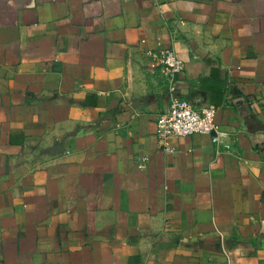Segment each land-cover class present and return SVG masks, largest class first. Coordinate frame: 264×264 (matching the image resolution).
<instances>
[{
	"label": "crops",
	"instance_id": "crops-1",
	"mask_svg": "<svg viewBox=\"0 0 264 264\" xmlns=\"http://www.w3.org/2000/svg\"><path fill=\"white\" fill-rule=\"evenodd\" d=\"M0 264H264V0H0Z\"/></svg>",
	"mask_w": 264,
	"mask_h": 264
},
{
	"label": "built area",
	"instance_id": "built-area-1",
	"mask_svg": "<svg viewBox=\"0 0 264 264\" xmlns=\"http://www.w3.org/2000/svg\"><path fill=\"white\" fill-rule=\"evenodd\" d=\"M155 67L165 75L170 95L168 110L155 120V134L159 140L189 137L192 135H207L214 148V155L222 153L227 135L215 129V113L213 107L195 108L187 100L173 95L175 81L173 76L183 71V64L172 49L151 51L147 53ZM164 153H172L173 149L166 144L161 149ZM147 158L140 157L136 167L143 169Z\"/></svg>",
	"mask_w": 264,
	"mask_h": 264
}]
</instances>
